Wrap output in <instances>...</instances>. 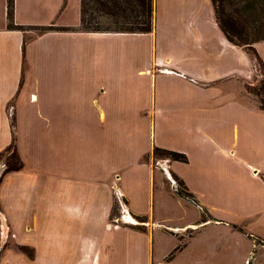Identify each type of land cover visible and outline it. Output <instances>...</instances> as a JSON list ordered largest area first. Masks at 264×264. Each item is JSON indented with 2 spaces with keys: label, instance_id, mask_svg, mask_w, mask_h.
Wrapping results in <instances>:
<instances>
[{
  "label": "crops",
  "instance_id": "0c3cea01",
  "mask_svg": "<svg viewBox=\"0 0 264 264\" xmlns=\"http://www.w3.org/2000/svg\"><path fill=\"white\" fill-rule=\"evenodd\" d=\"M80 15V0H14L23 28H9L0 0V151L14 141L22 162L0 181V242L35 250L5 251L0 264H176L211 224L237 231L232 264H264V109L244 94L257 70L212 0H153L149 32L82 30ZM254 47L264 64V39ZM165 170L196 203L160 189ZM117 195L154 226L112 224ZM176 200L197 217L165 222ZM190 225L200 227L176 249L171 230ZM161 236L175 241L155 259Z\"/></svg>",
  "mask_w": 264,
  "mask_h": 264
},
{
  "label": "rangeland",
  "instance_id": "374dc122",
  "mask_svg": "<svg viewBox=\"0 0 264 264\" xmlns=\"http://www.w3.org/2000/svg\"><path fill=\"white\" fill-rule=\"evenodd\" d=\"M220 4L222 5L225 16L228 14L232 16L237 23L245 24L247 26V31L249 33H253L254 31L252 29L253 28L252 24H255L254 26L255 31H260V29L263 28V26L260 25L257 21L260 18L264 20V6H260L257 9H255L251 0H222ZM99 21H100L99 22L100 27L102 29L104 27H112V25L110 26L107 23L109 20H107L105 16H100ZM245 50L247 49L245 48ZM254 61H255L257 74L253 78V81L255 83L253 84L250 83L251 85L257 84L258 79H260L261 77L259 75V72H260L259 69L261 68V66L255 59ZM247 83L245 84L244 94L247 96V98L250 101L257 100L258 96L254 92L250 91V88L247 89L246 87L248 85ZM261 97L264 98V94H261ZM7 158H8L7 154L4 157L0 158V173L5 167V161L7 160ZM154 164H159L157 159H154ZM162 166H163L162 167L163 169H166L165 165H162ZM165 174H166L168 181H163L157 178V182L160 185V189L168 190V188L173 187V189L175 190V186L177 185L176 179L171 174H169L167 170H165ZM123 202L119 200L118 195L114 197L113 207L109 215V221L112 224L147 227L148 226L147 222H149L150 224L149 226H152V225L154 226L155 223L154 221H152V219L151 220L146 219V218L138 219L134 215L133 217L130 216V213L132 212L129 211V209L125 206ZM157 210L158 209L156 207V200H155V212ZM197 213H198V210L196 206H194L193 204L186 203L182 200H176L175 202L171 201L170 209L165 210L164 215H163L164 216L163 220L167 223H172V224L182 223V222L194 219L195 217H197ZM116 217H118V220L115 219ZM200 217H202V219L209 218L207 215V212L204 209H201ZM199 227H200L199 225H190L185 230L184 229L179 230L178 232L171 230L170 233L173 236L174 235L176 236V239L178 241L177 243H179L176 246V249L179 246H181L184 242H186L190 236H193L197 232ZM159 228L165 231L167 229H172L168 226H163V225H159ZM236 233H237L236 230H230L228 226L223 225V224H218V225L211 224V225H208L202 228L199 235L193 238L191 242L189 243V245L186 247V249H184V251H182L178 255V257L176 258V264H191V263L199 262V261L206 262V264H232V263L237 262L240 258L236 256L237 252L233 251ZM161 237L162 239L158 246L159 251H155V256H154L155 259L159 258L166 249L172 246V244L175 241L172 237H163V236ZM5 238L6 239L3 242H0V261L2 258L1 257L2 254L8 250L15 251L16 255L26 256L27 260L34 258L33 256L35 255V250L32 245L15 242L9 236H6ZM256 242L261 243L262 241L258 239ZM199 252L202 253V255H200ZM174 253H175L174 250L171 251L168 254V257H171ZM15 260H16L15 264L20 263L19 258L16 257ZM163 260H165V257L163 258ZM21 262H22V259H21Z\"/></svg>",
  "mask_w": 264,
  "mask_h": 264
},
{
  "label": "trees",
  "instance_id": "16d2710c",
  "mask_svg": "<svg viewBox=\"0 0 264 264\" xmlns=\"http://www.w3.org/2000/svg\"><path fill=\"white\" fill-rule=\"evenodd\" d=\"M222 0H212L216 20L225 33L226 37L234 44L243 46L259 63L261 68L259 69L258 83L254 85H247V89L254 92L258 98V106L264 109V98L261 94H264V64L257 50L253 46L254 42L264 39V20L260 18L257 22L263 26L260 31H255L253 26V33L247 31L245 24L237 23L230 15H226L222 8ZM255 9L260 6H264V0H251ZM13 5L14 0H7V26L9 28H23L21 25L13 22ZM80 20L81 29L87 31H113V32H149L152 31L154 26L153 18V0H80ZM105 16L107 23L112 27H100L99 17ZM256 23V24H258ZM41 29H52L51 25L40 27ZM252 34V35H251ZM154 153L157 156H163L170 159L185 161L187 159L185 153L164 149L160 147L154 148ZM8 155L5 161V167L0 173V181L4 173L11 170H18L22 166L20 157L16 151L14 141L8 145L4 150L0 151V158ZM172 176L176 179L177 185L175 191L182 197L189 199L192 202H197L193 193H191L185 186L182 179L175 174ZM202 220H206L203 218Z\"/></svg>",
  "mask_w": 264,
  "mask_h": 264
},
{
  "label": "built area",
  "instance_id": "2783aa9c",
  "mask_svg": "<svg viewBox=\"0 0 264 264\" xmlns=\"http://www.w3.org/2000/svg\"><path fill=\"white\" fill-rule=\"evenodd\" d=\"M115 219L118 220V217H116Z\"/></svg>",
  "mask_w": 264,
  "mask_h": 264
}]
</instances>
